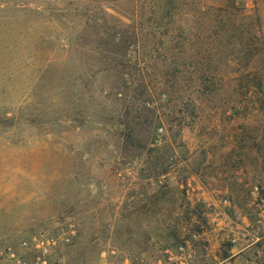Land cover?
Listing matches in <instances>:
<instances>
[{"label": "rangeland", "instance_id": "374dc122", "mask_svg": "<svg viewBox=\"0 0 264 264\" xmlns=\"http://www.w3.org/2000/svg\"><path fill=\"white\" fill-rule=\"evenodd\" d=\"M11 253L264 264V0H0Z\"/></svg>", "mask_w": 264, "mask_h": 264}, {"label": "built area", "instance_id": "2783aa9c", "mask_svg": "<svg viewBox=\"0 0 264 264\" xmlns=\"http://www.w3.org/2000/svg\"><path fill=\"white\" fill-rule=\"evenodd\" d=\"M9 261H11V262H18V264H22L23 263L22 262V259L20 257H17V254L16 253H11L9 255Z\"/></svg>", "mask_w": 264, "mask_h": 264}]
</instances>
